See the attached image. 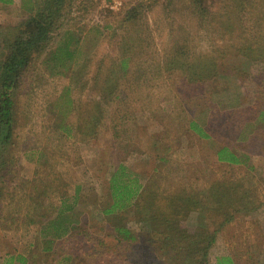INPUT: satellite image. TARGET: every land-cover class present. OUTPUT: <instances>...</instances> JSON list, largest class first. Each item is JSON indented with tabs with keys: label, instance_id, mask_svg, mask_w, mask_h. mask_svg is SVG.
<instances>
[{
	"label": "rangeland",
	"instance_id": "rangeland-1",
	"mask_svg": "<svg viewBox=\"0 0 264 264\" xmlns=\"http://www.w3.org/2000/svg\"><path fill=\"white\" fill-rule=\"evenodd\" d=\"M11 1L0 64L39 0ZM237 1L204 0L201 19L193 0H71L15 94L0 264H202L213 234L211 264H264V0ZM70 42L73 61L44 62ZM223 148L242 162L220 163ZM120 165L143 190L107 216Z\"/></svg>",
	"mask_w": 264,
	"mask_h": 264
},
{
	"label": "trees",
	"instance_id": "trees-1",
	"mask_svg": "<svg viewBox=\"0 0 264 264\" xmlns=\"http://www.w3.org/2000/svg\"><path fill=\"white\" fill-rule=\"evenodd\" d=\"M204 0H193L195 14L203 19L206 16L207 8L203 4ZM223 1V0H222ZM231 3L232 0H226ZM244 1V0H239ZM235 2H238L235 0ZM2 4L12 3L11 0H0ZM35 8L30 11L29 19L21 26L10 28L3 34L2 49L5 53V58L0 64V161H4V156L8 153L14 142V124H15V94L19 90L23 79L28 75L30 69L34 65V61L40 56L49 44L53 41V36L58 32L59 23L67 14L68 7L71 5V0H39ZM238 5V4H237ZM241 8L252 9L248 0L240 4ZM72 41V40H71ZM75 41V40H74ZM71 42L67 46L57 48L52 54L51 59H45V63L51 62L58 66H65L75 57L76 49H71ZM62 75V74H61ZM60 75V76H61ZM258 119L264 117V111L259 110ZM193 131H197L196 125H191ZM200 136H203L202 131H198ZM220 163L237 165L242 162V158L237 157L229 152L226 148L221 149L217 154ZM110 195L112 205L105 211V215L113 216L123 213L130 209L135 200L141 194L143 187L137 177L129 172L124 165H120L110 179ZM64 199L61 204L64 206ZM62 212L56 215L55 220H52L49 226H55L56 238L60 239L68 234V229L64 225L65 216L73 211V207H65ZM42 214H39L41 216ZM61 215L64 220L61 219ZM32 221L30 224H34ZM48 228H43L42 233ZM169 230H172L169 228ZM121 232L123 230L121 229ZM211 235V234H210ZM213 238L207 247L200 253L204 255L205 263L211 264L209 255L215 244L216 234L211 235ZM18 260L25 261L22 257L8 256L3 264H15ZM197 264H200L197 262ZM216 264H236L231 255H225L216 259Z\"/></svg>",
	"mask_w": 264,
	"mask_h": 264
}]
</instances>
